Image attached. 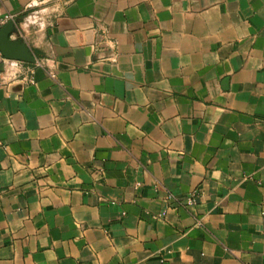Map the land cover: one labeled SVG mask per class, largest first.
I'll return each mask as SVG.
<instances>
[{
  "label": "crops",
  "instance_id": "0c3cea01",
  "mask_svg": "<svg viewBox=\"0 0 264 264\" xmlns=\"http://www.w3.org/2000/svg\"><path fill=\"white\" fill-rule=\"evenodd\" d=\"M7 14L0 264H264V0Z\"/></svg>",
  "mask_w": 264,
  "mask_h": 264
},
{
  "label": "water",
  "instance_id": "95a60500",
  "mask_svg": "<svg viewBox=\"0 0 264 264\" xmlns=\"http://www.w3.org/2000/svg\"><path fill=\"white\" fill-rule=\"evenodd\" d=\"M16 31L14 21H9L0 27V51L6 59L34 63L36 59L27 44L22 39H13L11 35ZM5 68V62L0 63V71Z\"/></svg>",
  "mask_w": 264,
  "mask_h": 264
},
{
  "label": "built area",
  "instance_id": "2783aa9c",
  "mask_svg": "<svg viewBox=\"0 0 264 264\" xmlns=\"http://www.w3.org/2000/svg\"><path fill=\"white\" fill-rule=\"evenodd\" d=\"M14 20V16L12 14H7L5 16H3L1 19H0V27L4 26L7 24L8 21H13ZM6 59V57L4 56V54L0 51V63ZM172 195H169V199L172 198L171 197ZM194 196H195V193L190 196L185 202H183L182 204H186V205H193L194 202H195V199H194Z\"/></svg>",
  "mask_w": 264,
  "mask_h": 264
}]
</instances>
